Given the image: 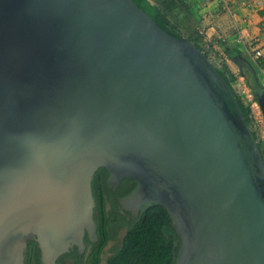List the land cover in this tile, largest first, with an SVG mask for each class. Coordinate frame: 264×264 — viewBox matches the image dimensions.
Returning <instances> with one entry per match:
<instances>
[{"label":"water","instance_id":"95a60500","mask_svg":"<svg viewBox=\"0 0 264 264\" xmlns=\"http://www.w3.org/2000/svg\"><path fill=\"white\" fill-rule=\"evenodd\" d=\"M101 167L167 208L177 264H264V156L207 55L134 0H0V264L95 240Z\"/></svg>","mask_w":264,"mask_h":264},{"label":"trees","instance_id":"16d2710c","mask_svg":"<svg viewBox=\"0 0 264 264\" xmlns=\"http://www.w3.org/2000/svg\"><path fill=\"white\" fill-rule=\"evenodd\" d=\"M134 2L146 11L164 30L171 35L183 38L180 28L173 23L167 14L157 5H152L148 0H134ZM192 40V39H190ZM202 50V48L195 43ZM207 55V54H206ZM238 65L245 63V59H234ZM218 73L235 94L245 121L249 124L251 119V108L244 99L237 94L233 80L236 78L226 63L222 66H215ZM259 83V79L257 77ZM252 89L255 87L251 86ZM255 138L256 135L253 133ZM260 149L261 146L258 143ZM262 151V149H261ZM109 170L101 167L96 172L93 182V194L96 201L94 219L97 225L98 241L93 243V251L88 257L87 264H100L101 254L104 247L110 240L115 238L114 226L125 225L128 228L121 245L113 251L114 254L107 260L106 264H176V241L180 236L167 208L162 204H154L148 207L139 218L126 219L124 214L119 212L120 203L118 192L113 191L108 185ZM128 182V180H127ZM123 191V195L131 192L133 188ZM115 198L113 212L106 211V196ZM110 227V230H107ZM78 259V264H83Z\"/></svg>","mask_w":264,"mask_h":264},{"label":"crops","instance_id":"0c3cea01","mask_svg":"<svg viewBox=\"0 0 264 264\" xmlns=\"http://www.w3.org/2000/svg\"><path fill=\"white\" fill-rule=\"evenodd\" d=\"M186 1L189 13L183 17L199 28L198 34H206L209 43L226 58L224 63L235 74V81H242L245 76L234 59L244 58L242 65L252 68L256 84L257 77L264 84V0ZM256 51L261 52L258 58Z\"/></svg>","mask_w":264,"mask_h":264},{"label":"rangeland","instance_id":"374dc122","mask_svg":"<svg viewBox=\"0 0 264 264\" xmlns=\"http://www.w3.org/2000/svg\"><path fill=\"white\" fill-rule=\"evenodd\" d=\"M155 5L164 11L163 8H166L167 16L169 19L175 23L179 28L183 35V38L192 39L191 41L195 44H198L202 51L207 54L209 60L215 66H222L226 58L219 53L212 44L206 39V34L202 33L198 34L199 28L193 26L188 17L184 18L185 13H189L188 2L186 0H153ZM162 8H161V7ZM184 11V12H183ZM189 15V14H188ZM233 67L237 69L241 65H237ZM236 79V78H235ZM233 80V86L237 92L251 108V119L248 124L250 130L255 133L257 143L260 144L262 149V154L264 156V112L259 104V99L264 93V84L258 83L256 87L252 89L250 84L246 78H243L242 81L236 82ZM121 242L117 244L114 242H110L106 249L103 252L101 264H106L107 260L114 254L115 248L119 247ZM181 250V237L176 241L175 253H176V264L180 255Z\"/></svg>","mask_w":264,"mask_h":264},{"label":"flooded vegetation","instance_id":"af4514ba","mask_svg":"<svg viewBox=\"0 0 264 264\" xmlns=\"http://www.w3.org/2000/svg\"><path fill=\"white\" fill-rule=\"evenodd\" d=\"M107 181H108L109 187L113 189V191L118 192L119 194L118 200H117L120 203L118 207L119 212L121 214H124L127 220H130L131 218H135V219L139 218V216L142 214L141 211L139 213L134 212V211H127L121 205V200L129 196L135 190V188L137 187V182L133 179H128V178H123L121 180H114L112 179L111 172L109 174ZM125 187L127 189L133 188V190L127 193L126 195H123V191H126ZM114 202H115L114 197L110 198L108 195L106 196V211L108 214L113 212ZM107 230H110V227H107ZM127 231H128L127 226L125 225L116 226L115 225L114 226V232L116 234L115 238L113 240H110L108 244L110 242H114L116 244L118 242H122ZM96 233H97V229H96ZM97 241H98L97 234H96L95 240L91 241L88 233H86L84 236L85 247L83 248V246L73 244L72 246L69 247V250L67 252L57 257L56 264H78V259H81L82 257H83L82 263L87 264L88 257L93 251L92 244ZM107 245L104 247L102 251L101 259H102L103 252L106 249ZM23 256H24L23 264H44L42 261V250L40 248L39 243L36 241L27 242V245L24 249Z\"/></svg>","mask_w":264,"mask_h":264},{"label":"built area","instance_id":"2783aa9c","mask_svg":"<svg viewBox=\"0 0 264 264\" xmlns=\"http://www.w3.org/2000/svg\"><path fill=\"white\" fill-rule=\"evenodd\" d=\"M261 55V52L260 51H256L255 52V56L258 58L259 56Z\"/></svg>","mask_w":264,"mask_h":264}]
</instances>
